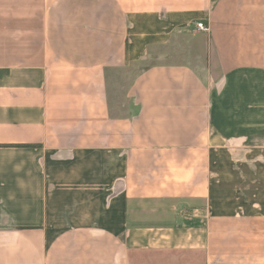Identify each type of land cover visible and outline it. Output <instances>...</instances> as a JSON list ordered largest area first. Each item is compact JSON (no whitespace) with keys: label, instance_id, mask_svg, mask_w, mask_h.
Masks as SVG:
<instances>
[{"label":"crops","instance_id":"obj_1","mask_svg":"<svg viewBox=\"0 0 264 264\" xmlns=\"http://www.w3.org/2000/svg\"><path fill=\"white\" fill-rule=\"evenodd\" d=\"M190 33L214 65L139 70L112 116L114 71ZM243 259L264 261V0H0V264Z\"/></svg>","mask_w":264,"mask_h":264},{"label":"rangeland","instance_id":"obj_2","mask_svg":"<svg viewBox=\"0 0 264 264\" xmlns=\"http://www.w3.org/2000/svg\"><path fill=\"white\" fill-rule=\"evenodd\" d=\"M172 42L166 47L150 49L148 60L140 65H133L128 69L114 71L108 82L109 94L112 99L110 107L112 116L116 117L125 114V110L122 109V103L125 100L124 93L139 70L157 64H180L188 62L195 70L204 72L208 58L211 60V65H214L212 50L203 44L202 39L198 35L190 33L177 36ZM244 262L249 261L243 259L240 263L243 264ZM263 263V259H258V264Z\"/></svg>","mask_w":264,"mask_h":264},{"label":"built area","instance_id":"obj_3","mask_svg":"<svg viewBox=\"0 0 264 264\" xmlns=\"http://www.w3.org/2000/svg\"><path fill=\"white\" fill-rule=\"evenodd\" d=\"M195 29L197 31H202V32L207 31V28L203 25V23L200 22L195 24Z\"/></svg>","mask_w":264,"mask_h":264}]
</instances>
